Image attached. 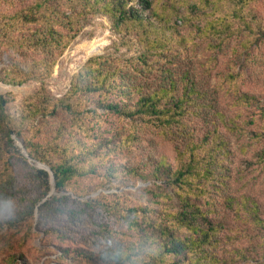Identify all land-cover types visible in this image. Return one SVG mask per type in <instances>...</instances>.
<instances>
[{
  "label": "trees",
  "instance_id": "obj_1",
  "mask_svg": "<svg viewBox=\"0 0 264 264\" xmlns=\"http://www.w3.org/2000/svg\"><path fill=\"white\" fill-rule=\"evenodd\" d=\"M62 1H66L70 15L54 6ZM244 3L242 6L240 2L233 15L239 20L236 33L242 34L243 56L264 37L262 21L255 16L249 19L244 13L247 1ZM61 14L67 21L66 34L57 29ZM95 15L107 16L121 37L137 31L157 32L153 17L159 13L152 0H35L0 22V40L12 47L41 49L45 57L29 60L26 56L17 59L18 54L15 55L8 67L0 71V83L19 87L50 78L58 58L81 32L79 18L85 21ZM217 25L223 30L232 27L225 19ZM26 27H30L27 36H15ZM215 27L213 24L211 29ZM155 70L145 54L116 62L106 56L96 57L74 76L66 98L60 102V111L49 98L37 97L39 101L34 98L27 102L22 121L41 141L26 139L16 131L28 155L21 156V161L27 164L31 159L51 170L55 196H50L52 179L45 170L30 167L28 184L18 182L12 159L19 155V150L5 124L0 96V211L9 203L21 207L14 216L0 220V228H17L29 219V234H43L42 241L52 238L73 242L79 236L80 243L89 245L87 248L60 247L59 259L68 264H237L240 258L250 264L253 261L250 262L248 253L257 255V263L264 261V240L260 235L255 238L260 243L251 242L253 251L233 250L229 259L222 254L227 245L250 238L256 229L264 230L258 204L236 201L226 193L231 156L221 129L230 134L246 133L248 124L241 120L240 112L231 117L217 109L216 102L209 99V94L200 89L188 72L179 81L169 74L159 84L150 85L156 83ZM229 79L235 105L256 106L257 97L242 92L234 74ZM93 96L99 97L98 109L160 130L172 143L175 160L160 155L149 156L139 164L134 160L110 162L120 156L118 153H130L137 137L134 132L120 136L119 140L103 134L89 135L95 129L87 120L98 114L96 109L87 111L84 105L85 98ZM210 115L214 117L212 132L201 138L194 135L190 127L194 120L206 121ZM260 117L263 126L259 134L264 136V110ZM261 157L264 161V151ZM93 177H101L103 185L91 189L82 186ZM110 181L124 186L145 185L146 204L121 208L120 203L104 193L91 197ZM220 204L235 213L230 212L238 226L230 234L231 224L218 219ZM37 210L40 220L35 225ZM61 216L66 217L63 225L48 227L49 220ZM113 217L132 233L131 240L114 243ZM85 226L90 228L82 229ZM18 261L9 256L5 264Z\"/></svg>",
  "mask_w": 264,
  "mask_h": 264
},
{
  "label": "rangeland",
  "instance_id": "obj_2",
  "mask_svg": "<svg viewBox=\"0 0 264 264\" xmlns=\"http://www.w3.org/2000/svg\"><path fill=\"white\" fill-rule=\"evenodd\" d=\"M34 1L0 0V22L4 23L5 18L13 16L24 5L32 4ZM246 1L244 13L249 19H254L255 16L256 19L261 20L264 27V0ZM152 2L155 10L159 13L158 17H153L156 26L154 29L157 32L137 31L121 37L117 35L112 21L107 16L95 15L85 21L80 17L81 32L58 58L50 78L43 81H31L19 87L0 83V96L4 102L3 116L7 129L10 131V137L11 132L17 131L22 132L26 139L41 141L38 135L32 134L33 132L28 130L29 124L22 121L27 102H31L34 98V101H39L37 97H41L40 100L49 98L53 104L59 106L60 111V102L66 98L74 76L89 60L106 56L112 58L114 62L116 59L126 61L145 54L148 56V63L156 67L154 71L155 78H157L156 83L151 82L150 85L159 84L169 74L179 81L188 72L192 79L198 83L200 89L209 94V99L216 102L217 109L231 117H234L237 112L242 114L241 120L248 124L246 133L230 134L223 128L221 129L231 156L227 165L230 171L226 177V193L236 201L247 200L249 203L258 204L261 208L262 218H264V161L261 157L262 151H264V136L259 134L263 126L260 116L264 110V37L254 42L249 51L244 56L242 55L244 52L241 46L242 34L236 33L239 20L233 15L235 9L241 6L240 2L242 6L245 4L244 0H152ZM54 6L60 7L62 13L71 14L66 1L54 4ZM64 14H61L62 22L58 23L57 29L66 34L68 27ZM222 19L227 20L228 25H232L230 30H223L217 25ZM213 24L216 27L211 29ZM29 28L22 29V32L18 31L15 36H27L30 32ZM17 54V59H21L23 56L29 60L45 57L41 49L12 47L0 40V71L7 68L9 62ZM165 70H168L167 73H164ZM232 74H234L236 84L242 92L257 97L256 106L241 108L235 105L231 84L228 82L229 76ZM233 87L235 89V83ZM97 100H99L98 96L85 98V109L87 111L96 109L98 114V116L89 117L87 120V123L89 122L93 126L92 129H95L89 135L103 134L105 137H114L119 140L120 136L134 132L137 137V141L130 147V153H118L120 156H115L110 162L121 163L134 160L139 164L141 161H146L149 156L160 155L167 156L172 161L175 160L173 145L161 135L160 130L140 126L138 122L112 116L97 108L99 103ZM61 115L63 118L66 116L63 112ZM213 120L212 115L206 121L195 119L190 125L194 135L201 138L208 132L211 133ZM250 122L252 124L249 125ZM15 146L19 150V155L12 159L15 174L18 182L26 185L29 182L30 167H37L29 160L27 164L21 161V156H26L16 143ZM3 147L2 145V149ZM2 168L0 149V172ZM100 184L103 185L102 178L93 177V179L83 182L82 186L91 189L100 186ZM143 188L145 185L142 184L133 187L121 185L118 181H110L91 197L104 193L110 196L114 202L120 203L121 208L143 206L146 204ZM19 208L21 207L14 203L4 206L0 211V220L14 216ZM225 209L220 204L218 219L231 224L230 228L228 227V234H230V231L237 227L238 223L231 214L233 212L228 209L229 212H227ZM65 219L64 216L57 220L51 219L47 225L50 228L60 227L64 224ZM39 220L40 215L37 210L34 215V224L37 225ZM2 223L5 225V222ZM28 223L29 219H24L17 228L8 226L0 228V264H5L9 256L18 258L19 261L16 264H68L67 261L59 259L62 254L60 247L74 249L89 246L86 247L82 242L80 243V237L77 235L76 241L73 242H62L52 238L48 239L49 242L42 241L43 234L40 237L38 236L39 232L29 234ZM89 228L90 226H85L82 229ZM111 228L114 243L131 240L130 234L132 233L124 225L121 226V223L114 217L111 218ZM258 235L264 240V230L256 229L250 234V238L241 239L234 246L227 245L225 249H222L223 257L229 259L233 250L253 251L251 242L260 243V240H255ZM261 254L264 256V250L261 251ZM248 255L251 256L250 262L253 261L250 264H264V261L262 263L254 261L257 259L255 253H248ZM239 260L241 262L237 264L247 263L243 258Z\"/></svg>",
  "mask_w": 264,
  "mask_h": 264
},
{
  "label": "water",
  "instance_id": "obj_3",
  "mask_svg": "<svg viewBox=\"0 0 264 264\" xmlns=\"http://www.w3.org/2000/svg\"><path fill=\"white\" fill-rule=\"evenodd\" d=\"M11 137H12V139L15 141V143L17 144V146L21 149L22 153H23L26 157H28L27 152H26V150H25V144H24V141L21 140V139H19V138H17V136L15 135L14 132H11ZM30 162H31L32 164H34L38 169L45 170V171H47V172L50 174L51 179H52V191H51V193H50V196L56 194L55 179H54V175H53V173L51 172V170H50L48 167H46L45 165H42V164H40V163L33 162L31 159H30Z\"/></svg>",
  "mask_w": 264,
  "mask_h": 264
}]
</instances>
